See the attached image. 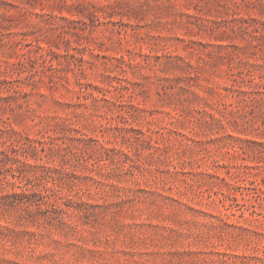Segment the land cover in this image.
Wrapping results in <instances>:
<instances>
[{"label":"rangeland","instance_id":"374dc122","mask_svg":"<svg viewBox=\"0 0 264 264\" xmlns=\"http://www.w3.org/2000/svg\"><path fill=\"white\" fill-rule=\"evenodd\" d=\"M0 264H264V0H0Z\"/></svg>","mask_w":264,"mask_h":264}]
</instances>
